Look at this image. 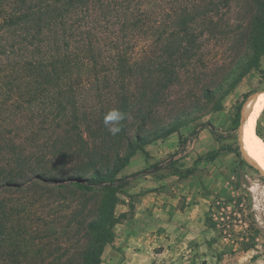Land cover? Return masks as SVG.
I'll return each instance as SVG.
<instances>
[{
    "label": "rangeland",
    "instance_id": "1",
    "mask_svg": "<svg viewBox=\"0 0 264 264\" xmlns=\"http://www.w3.org/2000/svg\"><path fill=\"white\" fill-rule=\"evenodd\" d=\"M255 11L253 0H231L230 9L220 21L222 26L207 37L205 64L183 71L179 81L169 88L155 85L156 107L151 119L143 125L140 115L132 114L129 124L124 126L131 140L136 133L142 135L140 142L134 141V146L141 148L126 165L123 166L128 151L126 140L120 142L107 137L110 133L101 125L104 115L113 108L110 98L100 97V90H106L103 83L92 81L79 88L78 102L82 110L78 129L71 126L56 130L54 123L48 125L41 121L42 127L47 129L43 132L46 139L41 141L48 139L49 142L51 137L59 136L58 148L82 150L80 154L46 158L43 164L51 169L47 175L66 179L86 175L82 171L87 169L92 176L96 168L111 179L123 182L112 209L116 219L114 241L105 249L108 246L116 248L118 243H136L140 239H210L214 246L208 253L214 257L195 260L183 256L177 263L166 264H264V173L245 152L240 133L238 142L242 154H235L237 140L233 130L239 108L243 109L246 102L264 93V55L256 68L244 74L239 82L234 81L247 59L249 51L241 38L248 33V24ZM132 52L133 65L141 63L146 53L142 46L138 45ZM232 69L235 71L231 74ZM205 87L213 89L212 99L203 93ZM136 90V85L131 86L133 93ZM13 102L15 98L10 99L0 85V120L16 114ZM133 102L137 108L140 106L135 98ZM101 110L106 111L102 113ZM31 115L35 114L29 112L25 115L27 118H16L11 125L16 139L28 127ZM86 121L95 128L89 130ZM209 123L216 130V135L212 134L216 150L225 146L233 149L213 162L199 158L214 150L202 156L198 154L204 145L205 149L210 148L212 137L203 136L202 147L195 145L201 126ZM257 131L264 140V110L258 119ZM1 144L0 141V147ZM42 144L45 143H38ZM189 169L195 171L186 176ZM3 172L0 168V192L3 191L0 199L7 200L15 208L19 206L22 214L29 217L27 223L19 225L43 233L52 228H64L62 232L69 230L72 236L76 235L80 222L102 216L97 206L103 199L97 188L90 194L69 184L67 188H55L56 184L35 178L34 185L20 181L24 183L20 185L29 184L25 190H6ZM196 203L201 206L190 209ZM212 223H217L216 228H212ZM3 244L0 264H13L8 254L11 241ZM77 244L75 240L72 247ZM54 246L52 243L53 249ZM188 248V243L183 245L182 253ZM75 249L61 258L56 252L53 257H35L34 263L81 264L73 255Z\"/></svg>",
    "mask_w": 264,
    "mask_h": 264
},
{
    "label": "trees",
    "instance_id": "2",
    "mask_svg": "<svg viewBox=\"0 0 264 264\" xmlns=\"http://www.w3.org/2000/svg\"><path fill=\"white\" fill-rule=\"evenodd\" d=\"M253 2L256 11L248 33L241 38L249 52L235 74V83L256 68L264 55V0ZM230 7L231 0H0V85L16 104V114L0 120V168L5 173L6 190L22 191L37 183L32 182L35 178H43L56 184L55 188H67L69 184L90 194L97 188L104 200L97 206L102 216L80 222L76 235L71 236L69 230L62 232L64 228L43 233L19 225L27 223L28 215H23L19 206L0 199V253L3 243L11 241L8 254L13 264H35V257H53L55 252L59 258L65 257L77 246L73 255L81 264H101L105 247L114 241L116 219L112 209L118 188L124 184L96 168L92 176L87 169L82 171L86 175L66 179L47 175L51 169L43 164L46 158L80 154L82 150L58 148L59 136L41 141L46 139L43 132L47 130L41 121L54 123L56 130L71 126L78 129L82 110L79 88L92 81L103 83L106 90H100V97L110 98L112 109L126 114L121 132L107 135L120 142L126 140V165L141 148L135 147L134 141L140 142L142 135L136 133L131 140L124 126L132 114H139L143 125L151 119L156 107L155 85L169 88L183 71L205 64L207 37L222 26L220 21ZM138 45L146 53L141 63L133 65L132 51ZM133 85L135 93L131 91ZM213 92L208 87L203 89L208 99L213 98ZM133 98L139 101L138 108ZM29 112L35 115L16 139L11 125L16 118H27ZM241 116L239 108L233 129L237 156L242 154L237 131ZM86 127L95 128L87 121ZM201 127L216 135L210 123ZM257 134L260 136L259 131ZM226 151L233 149L220 147L199 159L213 162ZM90 166L94 167L92 163ZM194 171L189 169L185 174L190 176ZM24 180L29 184L20 185ZM211 226L216 228L217 223ZM75 240L78 244L72 247Z\"/></svg>",
    "mask_w": 264,
    "mask_h": 264
},
{
    "label": "crops",
    "instance_id": "3",
    "mask_svg": "<svg viewBox=\"0 0 264 264\" xmlns=\"http://www.w3.org/2000/svg\"><path fill=\"white\" fill-rule=\"evenodd\" d=\"M201 129L202 130H200L195 141V145L202 147L201 138L203 136L208 139L210 136L213 140L210 141V148L208 150L205 149V145L204 148L198 150V154L202 156L210 149L216 150V142L212 133L208 129ZM197 165L200 168V165ZM192 195H195V192H192ZM200 206L201 205L199 203H196L195 205L191 206L190 209L199 208ZM186 243L189 244L190 248H188L185 253H182L183 251L181 248ZM117 246L116 248L108 246L105 249L101 264H166L177 263V260L179 258L181 259L183 256L186 258L191 257V259L195 260H207L209 256L214 257L212 254L208 253L209 250H212V247L214 246V241H211L210 239L203 241L198 239L189 240L183 238L178 240L170 238L166 241H162L160 239H140L136 243L124 242L120 244L118 243ZM120 247L121 249H119Z\"/></svg>",
    "mask_w": 264,
    "mask_h": 264
},
{
    "label": "bare ground",
    "instance_id": "4",
    "mask_svg": "<svg viewBox=\"0 0 264 264\" xmlns=\"http://www.w3.org/2000/svg\"><path fill=\"white\" fill-rule=\"evenodd\" d=\"M264 110V93L257 94L248 101L244 111L245 124L241 127V141L245 152L258 170L264 173V140L257 135L256 126Z\"/></svg>",
    "mask_w": 264,
    "mask_h": 264
},
{
    "label": "clouds",
    "instance_id": "5",
    "mask_svg": "<svg viewBox=\"0 0 264 264\" xmlns=\"http://www.w3.org/2000/svg\"><path fill=\"white\" fill-rule=\"evenodd\" d=\"M126 114L118 108L111 109L104 115L103 123L112 136H117L122 130Z\"/></svg>",
    "mask_w": 264,
    "mask_h": 264
},
{
    "label": "water",
    "instance_id": "6",
    "mask_svg": "<svg viewBox=\"0 0 264 264\" xmlns=\"http://www.w3.org/2000/svg\"><path fill=\"white\" fill-rule=\"evenodd\" d=\"M247 105H248V102L245 103V105L243 106V109H242L241 124H240L239 129L237 130L239 133H240V131H241V127H242L243 124H245V122H246V120L244 119V111L247 109Z\"/></svg>",
    "mask_w": 264,
    "mask_h": 264
}]
</instances>
